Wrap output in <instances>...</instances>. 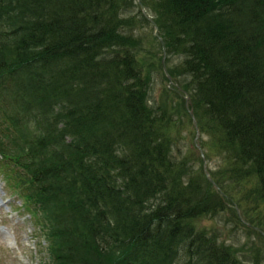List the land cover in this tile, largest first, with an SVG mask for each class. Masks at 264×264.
I'll use <instances>...</instances> for the list:
<instances>
[{
  "label": "trees",
  "instance_id": "trees-1",
  "mask_svg": "<svg viewBox=\"0 0 264 264\" xmlns=\"http://www.w3.org/2000/svg\"><path fill=\"white\" fill-rule=\"evenodd\" d=\"M134 1L0 0V174L34 218L39 263L263 264L198 225L234 204L263 238L264 0L139 2L181 58L168 71L220 158L218 188L196 144L175 150L193 124L183 95L178 110L149 102Z\"/></svg>",
  "mask_w": 264,
  "mask_h": 264
},
{
  "label": "rangeland",
  "instance_id": "rangeland-1",
  "mask_svg": "<svg viewBox=\"0 0 264 264\" xmlns=\"http://www.w3.org/2000/svg\"><path fill=\"white\" fill-rule=\"evenodd\" d=\"M139 2L141 3L142 1L135 0L133 3V14L136 19L133 31L137 39L141 40L140 45L137 46L140 50L139 56L146 61V64L153 63V79L148 92L150 96L149 102L154 105L164 106L170 111L173 109L178 110L183 104L182 98L187 91L183 89V93L180 92L178 94L173 90L174 85L166 80L163 66L161 68L159 65V61L162 63L164 56V50L162 51L160 42L156 40L160 33L156 32L154 24L144 22L142 14H140L142 7ZM145 8L149 16L152 17L150 9L147 6ZM168 56L166 53L167 68H169V65L179 64L181 61V58L177 55H172L169 60ZM167 87H170V90ZM179 95H183V97L181 98ZM184 105L186 106V102ZM185 121L187 125L186 129H184V138L179 140L175 147L179 157L187 154L190 149L194 148L196 150V130L192 123L186 119ZM201 154L202 152L198 150L197 157ZM196 163L199 168H204V162L200 163L197 160ZM219 163L220 158L218 156H214L208 161L206 160L208 169L215 168ZM203 187H205V183ZM21 204L22 200L18 194L14 193L10 184L0 174V264H41L39 263L40 256L44 254V251H41L39 242H42L43 239L38 237L39 234L37 233L34 218H31L27 210L18 208ZM232 206L234 207V204H231L226 211L215 218L202 219L198 226L206 227L211 231L216 230L220 240H225L234 245L241 254H248L242 256L253 257L256 252H262L264 264V233L262 238L258 233L251 232L246 228L234 215ZM240 212L245 218V211L240 209ZM250 213L254 212L251 211ZM256 215L262 218L261 213H254V217Z\"/></svg>",
  "mask_w": 264,
  "mask_h": 264
},
{
  "label": "water",
  "instance_id": "water-1",
  "mask_svg": "<svg viewBox=\"0 0 264 264\" xmlns=\"http://www.w3.org/2000/svg\"><path fill=\"white\" fill-rule=\"evenodd\" d=\"M142 10H143L145 16H146L148 19L152 20V17L149 16V14L147 13L146 8H145L143 5H142ZM156 32H157V33L159 32L158 27H156ZM159 39H160V41L162 42V44L164 45L163 38H162L161 36H159ZM162 65H163L164 72H165L167 78L169 79V83H170V84L174 83V81H173V77H172V75L169 73L168 68H167V65H166V50H165V47H164V56H163V59H162ZM175 85H176L177 87H179L181 90H183L179 84L175 83ZM185 102H186V107H187L188 110H189L190 116L192 117L193 124H194V126H195V128H196L195 142H196V146L199 148V150L202 152V155H203V159H204V171H205V174L207 175L208 179L214 184V186H215L216 188H218V185H217V183L214 181L213 177L211 176L210 171H209V169H208V167H207V164H206V160H207V158H206L205 155H204V150H203V148H202V146H201V143H200V130H199L198 121H197V119H196V117H195V115H194V110H193V108H190V105H191V97H190V95H189L187 92L185 93ZM238 213H239L240 217L243 219V217H242L241 212H240L239 209H238Z\"/></svg>",
  "mask_w": 264,
  "mask_h": 264
}]
</instances>
